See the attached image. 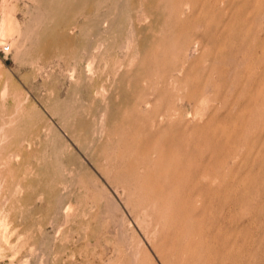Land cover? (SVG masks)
<instances>
[{
	"label": "rangeland",
	"instance_id": "rangeland-1",
	"mask_svg": "<svg viewBox=\"0 0 264 264\" xmlns=\"http://www.w3.org/2000/svg\"><path fill=\"white\" fill-rule=\"evenodd\" d=\"M0 264H264V0H0Z\"/></svg>",
	"mask_w": 264,
	"mask_h": 264
},
{
	"label": "bare ground",
	"instance_id": "bare-ground-1",
	"mask_svg": "<svg viewBox=\"0 0 264 264\" xmlns=\"http://www.w3.org/2000/svg\"><path fill=\"white\" fill-rule=\"evenodd\" d=\"M9 17V16H8ZM7 28V27H6ZM8 33H9V31H8ZM7 35H4V37H6ZM9 37V36H8ZM11 38V37H10ZM3 40H4V38H3ZM3 40H1V41H3ZM10 40V39H9Z\"/></svg>",
	"mask_w": 264,
	"mask_h": 264
}]
</instances>
